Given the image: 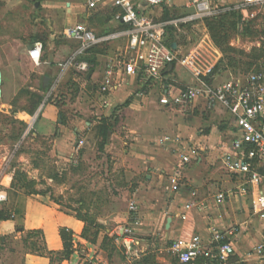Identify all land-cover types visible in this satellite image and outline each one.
<instances>
[{
  "label": "crops",
  "instance_id": "obj_1",
  "mask_svg": "<svg viewBox=\"0 0 264 264\" xmlns=\"http://www.w3.org/2000/svg\"><path fill=\"white\" fill-rule=\"evenodd\" d=\"M209 2L212 8L223 11L219 15L238 10V31H243L255 16L249 9H236L239 5L234 0ZM137 7L158 21L197 11L193 0H165L157 6L137 2ZM119 10L111 0L92 10L86 0H0V116L16 109L15 118L27 125L23 136L32 134L49 140V147H53L61 161L77 163L82 153L95 151L118 155L122 148L124 156L118 161L139 177L129 210L105 219L94 218L81 208L82 203L79 208H71L55 201V195L40 189L37 173L27 176L35 182L32 190L13 186L15 176L4 172L8 162L2 150L7 146L0 142V189L8 195L0 205V264H84L94 257H81L83 250L94 251L99 262L109 264L120 248L119 243L124 248V264H180L170 250L172 244L191 235L207 237L213 227L238 228L234 236L228 237L236 247L230 264H241L240 258L264 241L260 204L264 181L255 182L247 194L238 196L239 177L230 173L222 160L225 153L233 152L231 146L237 130L230 110L204 97L184 106L174 104L172 96L195 84L198 77L178 62L169 65L159 79L125 72L120 68L119 54L126 49V36L101 46L103 49L95 46L80 55L79 60L88 64L86 71L64 66L82 45L81 39L69 35L70 27L84 23L101 35L126 30L128 25L116 19ZM208 18H198L179 28L168 26L165 41L171 46L175 44L173 48L179 53L202 42L207 50L204 49L196 73L200 72V77L210 84L219 85L237 76L218 79L219 61L224 54L214 42ZM36 42L43 44L39 63L29 55ZM110 69L112 75H108ZM69 81L82 92L96 95L92 109H84L81 116L72 120L57 103L60 87ZM163 98L171 103L164 104ZM114 114L118 121L101 151V118ZM134 118L141 126L129 127L126 138L131 137L130 141H124L118 135V127L121 123L131 125L128 121ZM120 138L123 144L118 141ZM183 155L191 156L186 165ZM221 191L226 192L223 202L218 200ZM188 203L193 205L188 207ZM132 204L135 209H131ZM108 224L114 227H107ZM124 227H131L132 235L124 234ZM62 228L70 232L74 252L69 259L51 262L46 252L64 249ZM85 228L91 229L88 235L92 240L83 235ZM94 228L99 234L93 241ZM35 230L42 232L45 253L35 252L30 246L28 233ZM125 241L132 242L131 249H127ZM108 243H113V251H107L105 256L102 251ZM242 264L264 263L249 258Z\"/></svg>",
  "mask_w": 264,
  "mask_h": 264
},
{
  "label": "built area",
  "instance_id": "obj_2",
  "mask_svg": "<svg viewBox=\"0 0 264 264\" xmlns=\"http://www.w3.org/2000/svg\"><path fill=\"white\" fill-rule=\"evenodd\" d=\"M108 0H86L88 9H96L100 3ZM120 10L115 14L116 19L128 25L126 30H119L108 34H98L84 23H76L69 29V35L82 40V45L64 66H74L80 71H86L88 64L79 60L88 49L104 46L109 42L128 37L126 49L119 54L120 68L128 74L142 73L150 78L159 79L170 64H182L198 77L193 85L186 86L179 93L172 96V102L178 105H187L197 98H207L211 103H221L227 107L235 117L237 130L232 141L233 152L222 156L226 169L238 175V196L247 194L255 182L264 181V69L253 70L246 77H237L233 80L213 85L200 77L197 69L205 55L202 42L194 43L186 53H179L165 41L168 26L179 28L193 20L219 15L222 10L212 8L209 0H193L197 7L194 14L186 15L169 21H158L151 15L138 10L137 2L149 6H157L165 0H111ZM264 4V0H242L236 9L244 10L252 5ZM43 44L36 42L29 50L33 61L39 63L42 58ZM112 75V71H108ZM164 104L171 103L168 98L161 100ZM191 156L183 155L182 162L186 165ZM176 182V181H175ZM1 183V180H0ZM178 188V185L174 186ZM233 192V191H232ZM196 193L194 192L193 195ZM261 216L264 217V189L261 190ZM7 192L0 189V205L7 201ZM226 192L218 194V200L223 202ZM188 203V207L192 206ZM135 209V205H131ZM14 217V216H12ZM124 234L132 235L131 227L122 229ZM237 227L224 230L211 228V234L204 237L200 234L188 238H180L170 247L171 252L180 264H230L236 253V247L229 236H234ZM131 241H125L127 249L132 248ZM255 258L264 263V241L258 242L250 249L239 262H248Z\"/></svg>",
  "mask_w": 264,
  "mask_h": 264
},
{
  "label": "rangeland",
  "instance_id": "obj_3",
  "mask_svg": "<svg viewBox=\"0 0 264 264\" xmlns=\"http://www.w3.org/2000/svg\"><path fill=\"white\" fill-rule=\"evenodd\" d=\"M234 2L240 5L242 0H234ZM248 9L255 16L246 26V30L244 28L243 31H238L226 25V34L219 32L221 37L216 35L222 46L213 38L224 54L222 64L219 61V80H227L233 76L246 77L253 70L264 69V7L252 5ZM221 16L222 14L216 17ZM204 48L207 50L205 46ZM95 97L94 94L77 89L69 81L60 87L57 103L68 120H72L81 116L84 109H92L96 104ZM17 112L16 109L11 108L9 114L0 116V142L7 146L2 150L6 153L8 162L4 172H12L13 176L18 171L25 173L26 176L29 173L30 175L37 173V176H40V189L55 195L53 196L55 201L62 202V205L71 208H79V203H82L81 208L86 209L94 218L105 219L113 213L129 210V205L134 198L133 191L139 185V177L131 174L129 168L118 161L124 156L122 146H118L121 148L118 155L107 151L104 153L95 151L82 153L77 163L61 161L55 156L53 147H49V140L45 141L32 134L23 136L27 125L15 118ZM31 117H28V120ZM128 122L131 125L121 123L118 127V135L124 141H130L131 137L126 138L129 135L127 133L129 127L141 126L136 118ZM123 140L118 139L122 141L120 144H123ZM43 176H53L54 179L44 180ZM107 227H114V225L108 224ZM118 245L120 248L114 253L112 262L109 264H124V248L121 243ZM107 246L105 251H102L105 256L108 254L107 251H113V243H108ZM86 254H91L94 258H89L90 260L84 264H102L96 259L97 254L94 251L83 250L80 256L86 257Z\"/></svg>",
  "mask_w": 264,
  "mask_h": 264
},
{
  "label": "trees",
  "instance_id": "obj_4",
  "mask_svg": "<svg viewBox=\"0 0 264 264\" xmlns=\"http://www.w3.org/2000/svg\"><path fill=\"white\" fill-rule=\"evenodd\" d=\"M241 18V14L238 12V10H232V11H228L222 14L221 17H210L208 18L207 22H208V26L211 29V33L212 36L215 40H217V44H219L220 46H222L221 42L218 41L216 35H219V32L222 34H226L225 30H226V25L230 26L233 29H237V23L240 21ZM219 19V20H217ZM221 19V20H220ZM246 26H245V30H246ZM227 31V30H226ZM220 36V35H219ZM221 37V36H220ZM100 49H103L101 46H97ZM229 50H232L231 48H228ZM224 51L227 53V51L224 49ZM224 61V58L222 60V62ZM221 62V64H222ZM261 69V68H258ZM257 69V70H258ZM118 121L117 117L114 115H112L111 117H104L101 118V122L103 123V127L101 130V141L99 143V150L103 151L105 149V145L109 140V136L110 133L113 130V126L114 124ZM13 186H20V187H25L27 189H31L33 188V186L35 185V182L33 180H28L27 176L25 173L22 172H16L15 173V177L12 183ZM95 229V228H94ZM91 229L85 228V233L83 234L85 237H87V239H90L88 233ZM99 234V230L96 228L95 231L92 233V235L94 236V240H96V237ZM61 236L63 238L64 241V249L61 252H53V251H47L46 253L49 255V257L51 258V262L54 261H61L63 259H69L71 257V255L74 252V248H73V238L70 234V232L65 229L62 228L61 229ZM28 239H30V246L32 248L33 251L35 252H42L45 253V245L44 243H42V232L39 230H35V231H31L30 233H28ZM92 240V239H90Z\"/></svg>",
  "mask_w": 264,
  "mask_h": 264
},
{
  "label": "water",
  "instance_id": "obj_5",
  "mask_svg": "<svg viewBox=\"0 0 264 264\" xmlns=\"http://www.w3.org/2000/svg\"><path fill=\"white\" fill-rule=\"evenodd\" d=\"M176 45L175 44H173L172 45V47H175ZM173 65L172 64H170V67H172ZM92 74V71L90 72V75ZM89 75V76H90ZM1 85H2V72H1V69H0V96H1V91H2V89H1ZM170 221H171V219L169 218L168 219V223H170Z\"/></svg>",
  "mask_w": 264,
  "mask_h": 264
}]
</instances>
